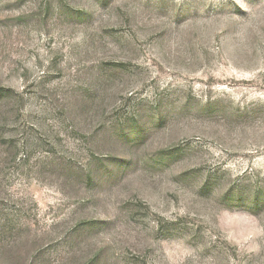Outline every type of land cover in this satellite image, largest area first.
<instances>
[{
  "label": "rangeland",
  "instance_id": "374dc122",
  "mask_svg": "<svg viewBox=\"0 0 264 264\" xmlns=\"http://www.w3.org/2000/svg\"><path fill=\"white\" fill-rule=\"evenodd\" d=\"M0 264H264V0H0Z\"/></svg>",
  "mask_w": 264,
  "mask_h": 264
}]
</instances>
